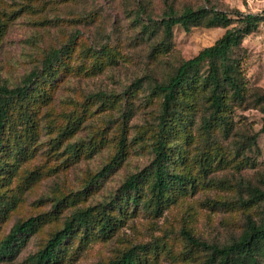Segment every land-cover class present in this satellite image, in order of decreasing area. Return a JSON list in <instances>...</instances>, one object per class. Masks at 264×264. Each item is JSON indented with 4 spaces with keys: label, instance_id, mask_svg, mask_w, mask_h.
Returning a JSON list of instances; mask_svg holds the SVG:
<instances>
[{
    "label": "rangeland",
    "instance_id": "374dc122",
    "mask_svg": "<svg viewBox=\"0 0 264 264\" xmlns=\"http://www.w3.org/2000/svg\"><path fill=\"white\" fill-rule=\"evenodd\" d=\"M188 7L264 17V0H0L1 84H21L52 49L75 41L57 77L44 85V98L31 104L32 125L13 120L6 130L0 148V241L14 224L48 217L0 264H28L75 211L87 207H109L119 219L115 233L105 237L95 229L88 238L76 233L63 244L57 264H107L138 245L149 247L140 264H203L207 253L191 247L182 229L222 246L241 236L249 217H263L264 200L254 201L253 189L264 191V114L253 105L238 109L229 135L219 128L205 135L199 114L173 130L170 169L185 173L194 188L175 189L162 214L147 206L149 184L143 185L139 206L121 201V208L110 209L125 180L155 157L160 112L155 82L167 80L181 61L226 31L204 23L189 31L176 25L167 39L163 17ZM240 56L248 87L264 92V21L245 37ZM73 124L74 133L63 136ZM123 139L122 161L96 180Z\"/></svg>",
    "mask_w": 264,
    "mask_h": 264
},
{
    "label": "trees",
    "instance_id": "16d2710c",
    "mask_svg": "<svg viewBox=\"0 0 264 264\" xmlns=\"http://www.w3.org/2000/svg\"><path fill=\"white\" fill-rule=\"evenodd\" d=\"M261 21H264V17L251 13L236 11L228 14L215 9L195 10L190 7L180 14L169 12L163 17L161 24L167 39L172 36L176 25H181L184 30L189 31L204 23L207 27H221L226 31L212 46L204 48L191 59L181 61L167 80L155 82L153 92L160 96L155 157L149 167L125 180L119 197L110 209L121 208V201L139 206L143 202V185L149 184L147 206L152 207L154 213L159 215L173 200L175 189L187 190L188 186L194 188V182L185 173L171 171L169 162L172 154L168 140L173 136L176 127L184 129L187 122L194 120L196 114L200 115L201 128L208 136L212 130L218 128L229 135L234 128L239 108L253 105L260 107L264 114V92L255 87H248L240 59L245 37L251 34ZM144 28L145 33L150 32L148 26ZM74 43L72 39L61 48L52 49L43 59L41 68L31 71L21 84L9 87L0 83V148L6 130L13 120L32 125L30 123L34 120L31 116V104L44 98V85L57 77L58 67L69 57L70 48ZM74 127V124L67 125L61 134L72 135ZM261 132H264V118ZM124 147L123 139L119 153L95 175L96 180L106 176L115 164L122 161ZM253 197L254 201L264 200V191L253 189ZM61 203L58 201L56 207ZM107 209L109 207L104 205L75 211L46 245L30 256L28 264H57L61 258L63 244L80 231L82 238H88L91 230L95 229L100 235L112 236L119 219ZM47 217L42 214L14 224L0 241V261L19 252ZM181 234L191 247L207 253L203 264H264V214L259 221L249 217L241 236L227 245L201 241L187 229H182ZM148 248V245L131 247L107 264H140L142 255Z\"/></svg>",
    "mask_w": 264,
    "mask_h": 264
}]
</instances>
